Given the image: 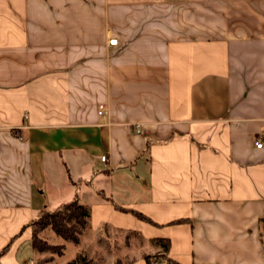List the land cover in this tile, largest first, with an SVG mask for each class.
<instances>
[{"label": "crops", "instance_id": "0c3cea01", "mask_svg": "<svg viewBox=\"0 0 264 264\" xmlns=\"http://www.w3.org/2000/svg\"><path fill=\"white\" fill-rule=\"evenodd\" d=\"M258 137L264 0H0V264L77 193L130 264H264Z\"/></svg>", "mask_w": 264, "mask_h": 264}, {"label": "trees", "instance_id": "16d2710c", "mask_svg": "<svg viewBox=\"0 0 264 264\" xmlns=\"http://www.w3.org/2000/svg\"><path fill=\"white\" fill-rule=\"evenodd\" d=\"M64 164L67 166L65 161ZM66 170L69 171L68 168ZM70 179H72L71 176ZM133 212L139 218L151 221V219L143 213L138 211ZM38 213L39 215L28 224L32 229L30 241L33 249L37 253L49 251L61 256L65 253L66 242H72L78 245L81 236L89 228L90 208L81 201L78 193L75 194L71 200L61 203L55 209L52 210L44 207ZM118 232L121 231L118 230ZM127 233L128 236L124 239V244L130 246L133 244L131 240L137 237V233L133 231H127ZM111 235L113 234L109 231V225L105 223L102 226V235L98 238V241L103 242L106 239L108 243L112 245L114 238ZM151 241L159 245V248L154 253L143 254L147 264H182L169 255L170 241L167 238L152 239ZM137 243L143 246L145 239L140 236ZM8 248L9 245L0 252V255L6 252ZM51 258L52 255L48 258H36L34 264H43ZM100 260V257L90 255V253L83 248L75 257L65 264H99Z\"/></svg>", "mask_w": 264, "mask_h": 264}, {"label": "rangeland", "instance_id": "374dc122", "mask_svg": "<svg viewBox=\"0 0 264 264\" xmlns=\"http://www.w3.org/2000/svg\"><path fill=\"white\" fill-rule=\"evenodd\" d=\"M47 201L48 199L45 202L47 203ZM48 206V209L53 210L56 208L55 205L51 206L50 203H48ZM38 212L35 214V218L39 215ZM100 230L102 232V229ZM112 234L116 235V237L119 238V240L114 238V242L112 243V245H110V243H108L106 239L103 242H99L98 238L101 236L100 232L98 233L97 231H93L89 227L81 236L80 243L78 245H75L72 242H66L67 245L65 253L63 255L58 256L57 253H52L49 251L44 253H37L34 250V256L31 259V263L34 264L36 258H48L50 255H52V258L50 260H47L43 264H65L67 261L75 257L77 253L83 248H85L90 253V255L100 257L101 260L99 264H130V262L132 263V261H134L138 257L140 251H142L136 249V247L140 245L137 242H134L133 245H131L132 249L127 248L124 244V241L122 240L121 233L112 232ZM113 235L111 236L113 237ZM126 256H128V258H126Z\"/></svg>", "mask_w": 264, "mask_h": 264}, {"label": "built area", "instance_id": "2783aa9c", "mask_svg": "<svg viewBox=\"0 0 264 264\" xmlns=\"http://www.w3.org/2000/svg\"><path fill=\"white\" fill-rule=\"evenodd\" d=\"M109 44L113 45V44H117V39H110L109 40ZM255 144L257 147H262L264 145V140L262 139V137H258L255 141ZM102 159L105 160L106 156L103 155Z\"/></svg>", "mask_w": 264, "mask_h": 264}]
</instances>
